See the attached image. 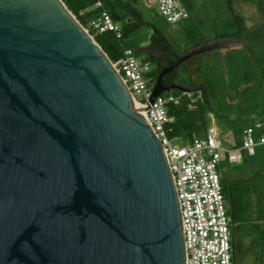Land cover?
Here are the masks:
<instances>
[{"label": "water", "instance_id": "1", "mask_svg": "<svg viewBox=\"0 0 264 264\" xmlns=\"http://www.w3.org/2000/svg\"><path fill=\"white\" fill-rule=\"evenodd\" d=\"M234 44L181 56L149 102L190 92L164 77ZM171 173L121 75L65 3L0 0V264H186Z\"/></svg>", "mask_w": 264, "mask_h": 264}, {"label": "trees", "instance_id": "2", "mask_svg": "<svg viewBox=\"0 0 264 264\" xmlns=\"http://www.w3.org/2000/svg\"><path fill=\"white\" fill-rule=\"evenodd\" d=\"M62 1L79 23L85 29H89V34L102 48L112 63H116L122 58L125 49L133 50L137 57L143 54L144 59L141 60L149 62L152 66L150 72L152 90L154 89L161 71L167 67L175 66L181 57L175 53L168 38L156 27H153V33L148 45L142 49L134 50L126 43V39L130 34L146 23L143 20L141 11L129 2L124 0H102V8H97L95 6L96 0ZM134 1L136 2L137 0ZM229 9H232V7L229 6ZM104 11H106L119 26L122 34L121 39H118L112 32L96 33L90 30V24ZM227 24L233 25V27L225 28L220 33L216 32L212 39L213 41H238L240 44L249 47L251 44L260 43V55H254L251 51L250 56L245 57L241 66L236 65L232 67V76L230 75L227 79L222 76L215 78L209 77V73L213 69H211V66L206 65V62L201 61V56L203 54L183 62L180 66L176 67L174 71L166 75L164 77V82L168 86L178 85L192 92L191 97H188L184 92L178 90H174L170 93L180 98L178 105L172 104L168 107V114L174 118V122L170 125L171 132L169 136L171 139H179L185 144H190L195 138L204 137L210 126L211 115H217L214 106V98L218 93L221 95L224 93L225 96L231 97L233 90L235 96H247V106L239 110L240 115L237 119L239 121L243 119L245 110L248 112L252 111V113H254V111L257 112L258 118L255 125L261 123L263 125L262 132L264 133V108L260 111L254 110L255 96L256 94L257 97L259 94L261 95L264 88V31L260 27L255 30L247 31L244 18L234 13L227 21L226 25ZM187 37L189 40L192 39V33L190 31L187 32ZM207 42L209 41H199L192 45L186 52L188 53L193 49L205 45ZM144 49H148L149 51H145ZM209 54V52L204 53L206 56H209ZM167 94L168 93H165V95ZM218 103L220 106L219 101ZM232 129L235 135L240 138L242 137L243 127L233 123ZM261 133L258 132V134ZM221 183L222 193L228 206L227 214L232 221L233 258L234 264H236L235 256L238 248L241 246L240 242L236 240V227L243 223H250L248 227L253 226L260 229V231H263L264 235V219H262L263 225L259 223V220H245V217L250 215L249 211L251 206H249V202L244 201L247 189L244 188L243 184H240V181L226 183V181L222 179ZM248 206L250 207L249 209ZM261 240L263 239L261 238ZM254 242H258L257 239L252 240V243Z\"/></svg>", "mask_w": 264, "mask_h": 264}, {"label": "built area", "instance_id": "3", "mask_svg": "<svg viewBox=\"0 0 264 264\" xmlns=\"http://www.w3.org/2000/svg\"><path fill=\"white\" fill-rule=\"evenodd\" d=\"M156 5L169 24L188 19L190 14L181 0H149ZM102 8V0H96ZM96 33L112 32L121 39L119 26L106 12H102L91 24ZM89 30V29H88ZM130 90L135 105L141 109L154 133L160 140L168 158L180 207L186 264H234L232 244V221L222 193V176L218 164L223 155L231 163L240 161V152L255 155V148L264 145L263 125L257 123L243 130L240 148L226 149L222 146L215 126L210 125L206 135L195 138L192 143L174 146L170 138V125L174 118L168 114L170 105H178V96L165 93L153 104L150 72L152 66L138 58L131 49H125L122 58L113 63ZM188 97L192 92H184ZM138 97L142 99L139 101ZM143 105H147L144 109ZM258 132L259 142H255Z\"/></svg>", "mask_w": 264, "mask_h": 264}, {"label": "rangeland", "instance_id": "4", "mask_svg": "<svg viewBox=\"0 0 264 264\" xmlns=\"http://www.w3.org/2000/svg\"><path fill=\"white\" fill-rule=\"evenodd\" d=\"M131 3L141 11L143 20L146 22L143 26L132 32L126 39V43L134 50H140L147 46L153 33V27L159 29L171 42L176 54L183 56L187 50L199 41H209L207 44L215 43L213 37L216 32H222L223 29L233 27L227 24L232 14L242 16L245 20L247 31L262 28L264 31V0H181L188 10L190 17L177 24H169L160 14L156 5L149 0H124ZM229 6L232 9H229ZM229 25V26H228ZM192 33V39L189 40L187 32ZM229 41V40H228ZM203 46V45H202ZM260 43L245 46L235 41L231 47L210 51L209 56L202 55L201 61L213 69L209 77L232 76V67L241 66L246 56H250L252 51L254 55H260ZM208 53V52H207ZM144 59V55L138 56ZM206 59V60H205ZM220 92V91H219ZM225 96L218 93L214 98V106L217 115H211L210 125L215 126L219 133V139L222 146L231 149L242 146L243 138L235 135L232 125L239 124L244 129L253 127L257 121V112H248L245 110L243 119L238 120L239 110L247 106V96ZM168 93V92H167ZM170 94V93H168ZM139 101H142L138 97ZM220 102V106L219 103ZM254 110L264 108V88L257 97L255 96ZM261 108V109H260ZM255 142H259V134L256 133ZM174 146H184L182 140L172 141ZM218 172L222 179L227 182L240 181L247 189L244 201L249 202L250 215L245 220H259L262 224L264 216V145H258L255 148V155H250L246 151L240 152V161L231 163L226 155H223L218 164ZM247 209V211H248ZM250 223H243L237 226L236 240L241 246L236 253V264H264V235L263 231L256 227H248ZM250 226V225H249ZM250 238V239H249ZM261 238L263 240H261ZM257 239L258 242L252 243ZM251 240V242H250Z\"/></svg>", "mask_w": 264, "mask_h": 264}, {"label": "flooded vegetation", "instance_id": "5", "mask_svg": "<svg viewBox=\"0 0 264 264\" xmlns=\"http://www.w3.org/2000/svg\"><path fill=\"white\" fill-rule=\"evenodd\" d=\"M146 50H148V49H146ZM149 51V50H148Z\"/></svg>", "mask_w": 264, "mask_h": 264}]
</instances>
